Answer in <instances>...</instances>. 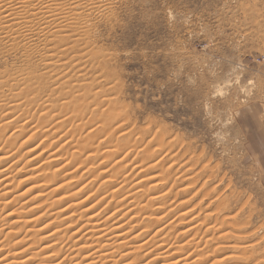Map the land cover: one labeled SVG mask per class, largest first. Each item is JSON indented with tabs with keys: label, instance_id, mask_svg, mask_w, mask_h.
<instances>
[{
	"label": "rangeland",
	"instance_id": "374dc122",
	"mask_svg": "<svg viewBox=\"0 0 264 264\" xmlns=\"http://www.w3.org/2000/svg\"><path fill=\"white\" fill-rule=\"evenodd\" d=\"M104 4L85 24L74 25L77 30L87 26L84 45L56 48V54L61 52L57 55L60 62L67 59L72 66L78 62L79 69L73 66V72L71 66L67 73L61 70L55 74L57 79H51L55 82L64 75L63 80L75 81L70 83L71 91L59 83L62 92L52 96L47 89L57 85L48 77L40 80L37 91L45 95L46 108L41 102L27 100L35 85H23L24 94L15 99L23 98L24 109L0 118V231L20 233L36 228L45 223L48 214L82 200L76 191L86 183L98 186L99 174L115 162L112 154L111 158L104 156L108 149L117 151L119 158L128 157V163L152 162L153 167L158 163L154 167L158 172L153 173L165 183L162 194L168 196L160 203L164 216L158 215L162 218L156 224L162 226L180 208L189 207L191 221L197 218V222L185 220L186 224L174 226L170 243L181 245L187 236L193 237L198 248L205 249L201 259L209 256L207 263L213 258L209 251L216 246L218 253L233 256L231 264H264V0H105ZM18 70L36 78L44 72L37 58L20 49H7L0 42L1 80ZM81 70L84 72L78 75ZM97 90L101 95L95 102L89 94ZM68 93L77 96L73 105L65 99ZM106 98L108 103L103 101ZM90 104L92 109L87 111L92 115L85 111ZM78 105L86 106L73 111ZM57 107L59 112H55ZM61 108L62 114L72 111L74 117L62 115ZM78 122L81 125L74 126ZM87 132L93 138L87 140ZM120 132L129 137L123 148L119 145L124 142L115 144ZM150 164L146 171L154 170ZM126 166L114 169L119 175L112 170L115 175L109 180L115 183L123 178L128 173ZM76 183L80 184L65 188ZM97 186L93 192L84 189L82 198L89 193L95 196L100 191ZM188 226L195 229L185 235ZM207 227L214 230L207 234ZM217 228L231 230L225 240ZM63 238L57 240L59 247L68 242ZM228 244L238 246V252L231 251ZM185 246L187 254L193 250ZM222 253L218 258L225 257ZM139 254L133 255L134 262H139ZM63 256L59 264L68 263Z\"/></svg>",
	"mask_w": 264,
	"mask_h": 264
},
{
	"label": "bare ground",
	"instance_id": "6f19581e",
	"mask_svg": "<svg viewBox=\"0 0 264 264\" xmlns=\"http://www.w3.org/2000/svg\"><path fill=\"white\" fill-rule=\"evenodd\" d=\"M104 2H105V0H0V42L4 43L5 48H7V49H20L22 51V53L28 55L29 57L37 58L40 61L41 65L43 67V71H44L38 78L34 77L31 73L26 72L24 70L15 71L10 76L5 77V78L3 77V80H1V78H0V94H3V91L6 89L5 95H0V112L2 111V113H4L3 115H0L1 119L8 118V115H11L12 112L16 111L17 109H20L25 104L22 102L23 98L21 101H20V99L19 100L15 99L16 95H19V93L23 92L21 94H24V91H22V90H24L23 85H25V86L35 85V87L32 88L30 93H28L27 98H29V99H27V100H29L33 103H36V104H37V102H41V103H39L41 105L48 102V101L45 102L46 101L45 95H42L41 90L37 91V88L40 86L39 85L40 80H45V78H47V77L50 78V80L51 79L55 80V79H53V78H55L53 76H56L55 74H58L57 72H60L62 70L61 72L63 73V70H64V73H67L68 72V71H66V70H68L67 68H71V66H72V64L66 63L67 61H69L67 59H66L65 63H63L62 61L60 62L59 59H57V55L60 54L61 52H57L58 54H56L55 51L57 49H60L61 46L64 47L67 44H74V46L75 45L81 46L83 43L85 44L84 37L87 36V34H88L87 26H85L84 28H79L77 30L74 25L76 23L85 24L84 22L88 21V17L92 14V12L94 10L104 8V6H105ZM70 32H73V33L69 34ZM56 44L59 46L57 47ZM87 51H89V50H87ZM90 51L92 52V50H90ZM80 53L81 52H79V54ZM84 54H86V52ZM84 54H82V55H84ZM93 55L94 54H92V56ZM87 57H89V56H87ZM75 58L78 59L79 57H74L73 59H75ZM72 61H75V60H72ZM77 63H75V64H77ZM75 64L73 65L74 67L76 66ZM73 66H72V69L74 68ZM77 67L78 66H76V68ZM77 69H79V68H77ZM74 70L75 69H73V72H74ZM81 72H82V70L80 72H76V73L78 74ZM83 72H84V70H83ZM76 73L74 75H76ZM78 75H80V74H78ZM59 76L60 77L63 76L62 78L59 77L61 80L58 79V81L56 80L55 82L51 80L53 82L52 84L55 86L57 85V87H54V88L52 87L53 88L52 89L51 88L52 85H50L51 90L46 88L49 92H51L50 95H52V96L55 93H58V92L60 93V91L62 92L61 87L58 85L59 83L61 85H62V83L65 84V87L67 86V88H65L64 86H63V88L71 91V85L73 84V82H75V81L72 82L68 79L63 80V78L65 79V77H64V75L61 76L60 73H59ZM81 76H83V75L81 74ZM67 77L68 76H66V78ZM56 79H57V76H56ZM79 79H77V80L79 81ZM70 83H72V84H70ZM76 85H78V84L76 83ZM76 85H73V87H76ZM82 85H83V83H82ZM84 86H85V84H84ZM86 86H85V88H86ZM79 88H80V90H83V89H81V87H79ZM15 90H16V92L18 90V93H15ZM66 90H64L65 91L64 93H66L68 91V90L67 91ZM91 92H90L89 96H91L92 98L91 97L90 98L94 99V100L95 99L98 100V98L101 95L98 92V90L95 91L96 93H91ZM68 94L70 95V93H68ZM73 94L68 96V98L67 97L65 98L66 100L69 99L68 103L70 105H73L72 104L73 101H76L75 97H77V96H74ZM30 95H31V97H30ZM43 97H44V99H43ZM12 98H14V99H12ZM24 99H25V97H24ZM48 99H49V97H48ZM62 99L60 98L61 101H62ZM65 99H63L62 102H64ZM60 100L58 99V101H60ZM109 100L110 99L106 98L103 101L108 103ZM53 101H55V100H53ZM60 102H58L59 107H60ZM95 102H96V100H95ZM95 102H93V103H95ZM68 103H66V104H68ZM49 104H51V103H49ZM26 105H28V104H26ZM45 106H47V105L45 104ZM48 106L46 108H48ZM62 106H63V103H62ZM85 106H83V107L85 108ZM92 106L93 105H91L89 107L87 106L85 111L86 112L91 111V110L87 111V109H89V108L92 109ZM94 106H96V105L94 104ZM66 107H68V105ZM66 107H63V108H66ZM79 107H82V106L78 105L77 108H74L73 111H75V109H80ZM71 108H72V106H71ZM23 109L24 108H21V110H23ZM58 110H59V108L56 109L55 112ZM62 112H64L63 109L61 111V114H62ZM68 113L70 114V113H72V111H70ZM89 114L92 115V113H90V112H89ZM62 115H65V114H62ZM68 115H65V116H68ZM79 115L77 117H79ZM71 117H74V116L71 115ZM71 117H69V118H71ZM63 118H65V117L63 116ZM67 119L68 118H66L65 121L72 122L70 119L69 120H67ZM79 119H81V118H78L77 121ZM79 125H81V124L80 123L77 125L75 124L74 126L79 127ZM82 127H83V124H82ZM88 128L90 129V126H87V129ZM80 129H81V127H80ZM94 129H96V128H94ZM78 130H79V128H78ZM85 130H86V128H85ZM92 130L93 129L91 128L90 131H92ZM2 134H3V132H1V135ZM91 134H92V132H91ZM87 135H88V132L85 135L86 139L87 138L89 139V137H92V135H88V136ZM11 136H13V135H11ZM127 139H129V137H127V135L125 133H121L117 137V139H116L117 143H115V144L119 145L120 142H124V143H121L119 145V147L123 146V144L126 145L128 143V142L125 143V141H127ZM106 140H108V139H106ZM106 140H105V142H107ZM99 145L102 147L101 141H100ZM37 146H35L36 151L38 149ZM106 146H107V144H106ZM112 146H113V149L118 150L117 149L118 146H115L116 148H114V145H112ZM109 148H110V146H109ZM121 148H123V147H121ZM121 148H119L118 151H120ZM62 149H63V147H62ZM110 149H112V148H110ZM153 149H155V148H153ZM105 150L103 152L104 156L108 155L109 158H111V154H112V156L114 157L115 162L113 163V165L111 164L109 166V168L107 167V169L105 171H103V173L99 174L98 177L100 179V183L98 182L99 183L98 186H97V184L94 185L95 182L86 183V184H84V186L82 188H80V190H77L75 194L77 196L79 194L84 195V192H85L84 189L89 190L91 192L93 187H95V186H97L100 191L95 193L96 194L95 196L91 195L92 193L91 194L89 193L84 198H82V195L78 196L79 198L81 197L80 199H82V200H80L78 202H77V200L72 202L71 206L68 208H67V206H69V205L65 206L67 209H64V210L58 209V211H55L54 213L48 214L47 218L44 219L45 223H42L43 225L38 224V227L35 226L36 228H33V227L30 228L29 227V228H26L23 232L21 231L20 233H11L12 231H10V233H3V231H0V264H59L58 260H59L60 256H62V255H64L63 257H65L68 260L67 264H225V263L231 264V262H229V260L233 261L234 259H233V256L229 253L230 251L228 252L230 254V256H229V254H228V256H226L225 252H223V251L218 253L220 251V248H218L216 246H214V248L216 247L215 250L212 247L213 250L209 251V252H212L210 257L213 256L212 259L210 258L212 260L210 263H207L209 261V259H208L209 256L204 257L205 259H201L202 255L205 254V252H204L205 249L200 250L198 248L199 242H196V240L193 237L188 238V236H187L188 240L186 239L187 241L185 240V243L184 244L181 243V245H178V244H180L179 242H178V244H175L176 242L170 243L169 236L170 237L172 236L170 231L173 230L174 226L176 227V225L180 224L183 221L185 223V220L187 223L190 222V224H191V222H193L197 219V218L196 219L194 218L195 220L193 219V221H191L192 218H190L188 216V214H190L188 211L189 207L185 211H183L184 209L180 208V210H182V211L180 213H178L177 215H175V217L171 216L172 217L171 220H169L167 222L165 221L166 223H164L162 226H160L159 224H156V223H159L160 218H162L160 216L159 217H157V216L160 215L161 213H163L162 207L160 206V203L163 199L166 198L165 195H167V194H162L164 191V190L162 191V189H165V187H164L165 183L162 184L160 182V179H158L159 177H157V174L155 175V173L158 172V169L156 170V169H154V167L156 165H158V163L156 165H154V167H153L152 165L154 163L151 165L150 163H152V162H148L151 165V167H153V169H154L151 171L148 169V171H149V173H148V171H146V169L150 167L149 164H145V165H143V164L138 165L137 164L136 165L135 163H137V162L132 164L131 161H129L130 163H128V159H129L128 157H126V158L120 157L119 158L120 155L117 151L108 150V149H105ZM145 151H146V149H145ZM145 151H144V153H146ZM149 152H150V150H149ZM140 153H141V151H140ZM153 153L155 154V152H153ZM156 153H157V150H156ZM137 154L139 155V153H137ZM151 155H149V157ZM8 157H11V156H8ZM91 157H93V156H91ZM151 157H153V155ZM33 159H35V158H33ZM92 160H93V158H92ZM135 161H137V160H135ZM144 161H143V163H144ZM141 162H142V159H141ZM139 163H140V161H139ZM125 165H127L125 167V169L128 173L126 175L124 174L123 178L119 177L120 180L116 179L117 182L112 183L109 180L110 176L112 177V175L114 176L116 173H117V175H119V173L115 170L119 169V167L121 170H123V167ZM147 166H149V167H147ZM157 167H159V165ZM6 169H7V167H6ZM88 169H89V167H88ZM125 169L122 172L126 173ZM112 170L115 171V174H112L113 173ZM6 172H7V170H6ZM119 172L121 175L122 172L121 171H119ZM153 172H155V173H153ZM121 177H122V175H121ZM4 180H2V181H4ZM79 184L80 183L68 185L65 188L76 187ZM189 185H190V183H189ZM181 187H183V186H181ZM63 188H64V186H63ZM63 188L61 186V189H63ZM33 189H34V187H33ZM81 189H83V190L81 191ZM89 191H87V192H89ZM101 191H104V192H101ZM186 191L187 190H185V192ZM142 196H146V197L143 199V198H141ZM90 198H92V199H90ZM73 200H75V199L73 198ZM172 201H174V199ZM10 204H11V202H10ZM183 204L186 206L187 203L185 204V202H184ZM183 204L181 203V207L184 206ZM192 206H194V205H192ZM101 208H102V211H100ZM165 213H167V212H165ZM163 214H161V215H163ZM187 217L189 220H187ZM44 220H42V221H44ZM221 220H222V218H221ZM205 221H207V220H205ZM195 222H197V221H195ZM201 222H202V220H201ZM25 223H27V221ZM199 223H200V221H199ZM222 223H223V226L225 228H227L228 225L225 226V223L224 222H222ZM183 224H181V225H183ZM39 225H41V226H39ZM181 225H180V227H181ZM214 225H215V223H214ZM233 225L234 224H232V226ZM184 226H186V225H184ZM197 227H198V225H197ZM192 228L193 227H191V226L185 227L183 230V234L184 233H185V235L190 234V232L193 229H195V228H193V229ZM225 228H222L223 231L221 229L217 228L218 232L222 231L221 236H223L224 238L217 236L218 238L219 237L223 238L222 240H225V235H228L229 231H231V230L224 231ZM212 229L213 228L207 227L206 233L208 234L210 232L209 230H212ZM228 229L229 228H227V230ZM180 230L182 232V229H180ZM215 231H217V230H215ZM212 233H213V231H212ZM209 235H211V234H209ZM60 236L62 238L66 237V240H68V242L66 241L65 242L66 244L61 245V247H59V244L57 243V240L60 239V241H61V239H62V238H60ZM201 237L203 239V236H201ZM212 237H214V235ZM172 238H171V240H172ZM232 238L233 237L231 236L230 240ZM63 239H62V241H64ZM226 239L228 240L229 237ZM131 241H133L132 243L134 245L131 244V246H128V243ZM209 241H211V240H209ZM212 242H213V240H212ZM63 244H64V242H63ZM207 244H208V242L206 243V245ZM235 244H232V245L228 244L229 246H231V249H232L231 251H237L238 250L239 247L236 246ZM185 245H190V247L193 248V250L191 252H189L188 254L186 253L187 251L184 250L185 249L184 247H186ZM201 248H203V247H201ZM57 250H59V251L56 252ZM120 250H122V251H120ZM242 252H244V251H242ZM137 253L141 254V255L139 254L140 257H138L139 262H134L136 260L133 259V255L137 254ZM217 253L219 255L222 253L225 257L220 256V258H218L219 255ZM134 258H137V257L135 256ZM215 258L216 259L218 258V259L216 260ZM59 261H61V260H59ZM65 262H66V260H65Z\"/></svg>",
	"mask_w": 264,
	"mask_h": 264
}]
</instances>
